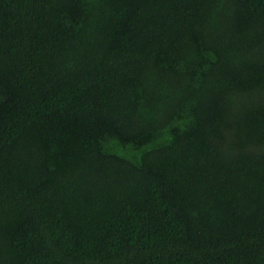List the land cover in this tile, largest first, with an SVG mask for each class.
<instances>
[{
  "label": "trees",
  "instance_id": "trees-1",
  "mask_svg": "<svg viewBox=\"0 0 264 264\" xmlns=\"http://www.w3.org/2000/svg\"><path fill=\"white\" fill-rule=\"evenodd\" d=\"M0 264H264V0H0Z\"/></svg>",
  "mask_w": 264,
  "mask_h": 264
}]
</instances>
